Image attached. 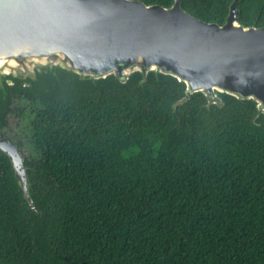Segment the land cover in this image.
Masks as SVG:
<instances>
[{
  "label": "trees",
  "instance_id": "1",
  "mask_svg": "<svg viewBox=\"0 0 264 264\" xmlns=\"http://www.w3.org/2000/svg\"><path fill=\"white\" fill-rule=\"evenodd\" d=\"M170 7L173 0H138ZM231 0H181L225 23ZM238 23L264 27V0H241ZM133 74L92 83L65 71L41 87L16 82L36 104L25 159L29 211L0 152V264H264V117L224 96L204 107L175 79Z\"/></svg>",
  "mask_w": 264,
  "mask_h": 264
},
{
  "label": "water",
  "instance_id": "2",
  "mask_svg": "<svg viewBox=\"0 0 264 264\" xmlns=\"http://www.w3.org/2000/svg\"><path fill=\"white\" fill-rule=\"evenodd\" d=\"M241 0H231L225 23H207L181 8L138 0H0V102L16 82L41 87L58 72L79 81L113 77L125 84L139 74L166 76L183 86L186 103L194 94L204 107H224V96L250 101L255 121L264 117V27L238 23ZM7 156L30 212L34 201L25 155L0 130Z\"/></svg>",
  "mask_w": 264,
  "mask_h": 264
},
{
  "label": "flooded vegetation",
  "instance_id": "3",
  "mask_svg": "<svg viewBox=\"0 0 264 264\" xmlns=\"http://www.w3.org/2000/svg\"><path fill=\"white\" fill-rule=\"evenodd\" d=\"M37 111L36 104L27 100L13 97L10 101L8 111L4 117L2 130L8 139L15 143L25 158L31 160L37 157L35 145L32 143V119Z\"/></svg>",
  "mask_w": 264,
  "mask_h": 264
},
{
  "label": "rangeland",
  "instance_id": "4",
  "mask_svg": "<svg viewBox=\"0 0 264 264\" xmlns=\"http://www.w3.org/2000/svg\"><path fill=\"white\" fill-rule=\"evenodd\" d=\"M22 151H23V150H21V152H22ZM23 153H24V152H23ZM23 153H22V154H23ZM23 155H24V154H23Z\"/></svg>",
  "mask_w": 264,
  "mask_h": 264
}]
</instances>
